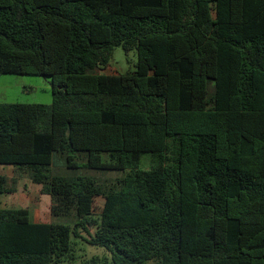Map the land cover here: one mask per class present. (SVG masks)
<instances>
[{"label":"trees","instance_id":"trees-1","mask_svg":"<svg viewBox=\"0 0 264 264\" xmlns=\"http://www.w3.org/2000/svg\"><path fill=\"white\" fill-rule=\"evenodd\" d=\"M117 47L134 71L101 73ZM2 75L52 102L0 103V197L25 175L59 221L0 207V264L73 239L106 253L81 264H264V0H0Z\"/></svg>","mask_w":264,"mask_h":264},{"label":"rangeland","instance_id":"rangeland-1","mask_svg":"<svg viewBox=\"0 0 264 264\" xmlns=\"http://www.w3.org/2000/svg\"><path fill=\"white\" fill-rule=\"evenodd\" d=\"M136 52H124L121 47L114 48L110 65L101 73L116 75L127 74L135 69ZM52 102V87L49 78L28 75H2L0 76V103L5 104H42L49 105ZM10 167V166H9ZM0 165V174L11 178L13 169ZM91 176H97L102 182L109 183L123 174L112 172L97 174L90 172ZM40 186L32 184L22 175L18 178L16 192L0 197V207L3 209L25 208L30 212V219L48 223L59 221L51 218L49 208L51 199L48 195L40 193ZM102 207V199L97 198L94 204V212L99 213ZM60 222H63L62 220ZM82 237H86L84 233ZM72 260L63 261L61 264H81L84 260L93 256H103L105 251L87 245L81 239H73Z\"/></svg>","mask_w":264,"mask_h":264},{"label":"crops","instance_id":"crops-1","mask_svg":"<svg viewBox=\"0 0 264 264\" xmlns=\"http://www.w3.org/2000/svg\"><path fill=\"white\" fill-rule=\"evenodd\" d=\"M9 167V166H8ZM10 168V167H9ZM33 222H36V223H38V221H36L35 219L33 220Z\"/></svg>","mask_w":264,"mask_h":264}]
</instances>
